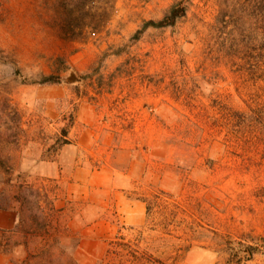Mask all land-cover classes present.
<instances>
[{
	"label": "rangeland",
	"instance_id": "rangeland-1",
	"mask_svg": "<svg viewBox=\"0 0 264 264\" xmlns=\"http://www.w3.org/2000/svg\"><path fill=\"white\" fill-rule=\"evenodd\" d=\"M177 2L175 27L144 29ZM219 4L0 0V146L78 264H134L109 251L137 237L147 264H264V71L228 50Z\"/></svg>",
	"mask_w": 264,
	"mask_h": 264
},
{
	"label": "trees",
	"instance_id": "trees-1",
	"mask_svg": "<svg viewBox=\"0 0 264 264\" xmlns=\"http://www.w3.org/2000/svg\"><path fill=\"white\" fill-rule=\"evenodd\" d=\"M219 6L216 22L226 37L228 50H260L256 61L261 64L259 68L264 71V0H220ZM187 14L188 6L184 2H177L162 20L150 21L144 29L173 28ZM260 121L264 128V115L260 116ZM10 138L0 133V144L8 142ZM15 172L16 167L10 152L0 146V175H7V178H0V208L4 207L3 201L9 199L10 203L18 205L20 209L15 228L0 231V251L11 255L16 248L24 247L27 254L20 264H78L74 257L69 256L61 248L57 235L52 234L55 227L51 216L56 212L55 206L51 205L52 210L47 213L43 206L44 190L26 180L15 182ZM145 202L148 205V212H151L152 204L147 200ZM40 239L45 242L43 247L32 246ZM125 241L119 238L116 242H111L109 254L119 258L131 255L133 260L130 257L128 261L134 264H147L143 256H132L135 245L140 247V238L137 237L127 244H124ZM135 241L138 243L134 244ZM247 249L249 250L243 251L245 257L253 256L259 251L253 246H248Z\"/></svg>",
	"mask_w": 264,
	"mask_h": 264
},
{
	"label": "crops",
	"instance_id": "crops-1",
	"mask_svg": "<svg viewBox=\"0 0 264 264\" xmlns=\"http://www.w3.org/2000/svg\"><path fill=\"white\" fill-rule=\"evenodd\" d=\"M14 224H15V218L12 217V222H10L7 226L5 227H0V229H3L2 231H7L10 229L14 228ZM0 264H13L11 262V257L8 254H5L3 252L0 251Z\"/></svg>",
	"mask_w": 264,
	"mask_h": 264
}]
</instances>
